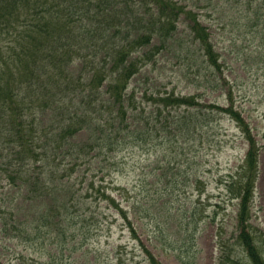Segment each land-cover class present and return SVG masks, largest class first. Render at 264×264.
Instances as JSON below:
<instances>
[{
  "label": "trees",
  "instance_id": "trees-1",
  "mask_svg": "<svg viewBox=\"0 0 264 264\" xmlns=\"http://www.w3.org/2000/svg\"><path fill=\"white\" fill-rule=\"evenodd\" d=\"M161 59L183 64L213 98L162 89L154 73ZM233 59L246 72L264 60V0H0V137L14 184L0 192V264L13 252L25 264L30 243L45 236L57 253L88 245L94 225L109 217L95 207L90 216L96 204L114 207L137 237L130 206L122 205L126 187L110 190L109 158L156 137L187 140L227 116L248 148L221 184L237 201L238 243L252 264H264L251 222L264 143L235 98ZM177 210L187 231L202 220L193 203ZM147 259L163 264L150 252Z\"/></svg>",
  "mask_w": 264,
  "mask_h": 264
},
{
  "label": "rangeland",
  "instance_id": "rangeland-1",
  "mask_svg": "<svg viewBox=\"0 0 264 264\" xmlns=\"http://www.w3.org/2000/svg\"><path fill=\"white\" fill-rule=\"evenodd\" d=\"M199 11L204 14V11ZM202 19L205 20L204 17ZM181 28L185 29V26ZM239 55L242 56L241 53ZM75 57L73 69L79 70V57ZM160 64L162 67L154 73L162 89H175L181 94L197 93L206 100L213 98L214 95L205 94L206 91L197 88L187 78L183 64L165 60ZM250 64L252 66L246 69L253 68L252 73L238 80L234 95L243 114L254 126L259 125L255 131L264 143V60H253ZM244 65L243 60L233 59L230 68L242 74ZM133 84L135 82H131V87ZM106 88L107 84L101 87L103 91ZM217 100L224 102L223 97ZM203 129L189 139L174 141L171 145L161 144L160 137H156L141 146H130L116 152L107 161L113 164L109 169L111 173L107 174L110 190L116 195L119 190L115 185L126 187L122 192L127 201L122 205L130 206L137 237L114 207L109 209L106 205L96 204L90 207V216L95 207L96 216L104 210L109 217L103 219V224L94 225L97 228L92 232L88 245L80 247L78 244L68 252L57 253L50 247L48 237L37 238L30 243V255L25 264H148V252L163 264H252L238 243L237 201L225 195L221 184V180L242 162L247 142L235 121L229 117L222 118L213 129ZM205 131L206 135L200 136ZM10 161L11 153L0 137V192H4L3 197L10 190L13 192L14 187L4 173L7 168L4 162ZM162 171L167 173V181L163 179ZM199 174L201 179L196 183ZM189 203L196 205V212L200 209L202 220L199 219V223L190 221V230L187 231L185 212L177 208H184ZM214 211L216 215L212 217ZM251 222L264 253V151L260 157ZM14 254L8 253L12 260L9 264H16Z\"/></svg>",
  "mask_w": 264,
  "mask_h": 264
}]
</instances>
